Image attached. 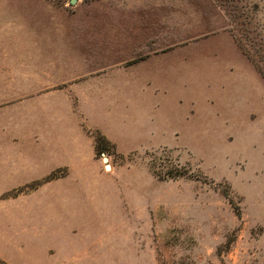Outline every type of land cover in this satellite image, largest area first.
<instances>
[{"label": "rangeland", "instance_id": "rangeland-1", "mask_svg": "<svg viewBox=\"0 0 264 264\" xmlns=\"http://www.w3.org/2000/svg\"><path fill=\"white\" fill-rule=\"evenodd\" d=\"M11 51H70L71 73L56 55L54 95L68 100L0 105L2 126L28 128L0 135V264H264V78L251 61L264 65V0H0V64ZM149 51H175L164 64L188 78L178 136L109 144L80 201L33 196L69 169L28 182L37 121L9 118L78 112L90 67Z\"/></svg>", "mask_w": 264, "mask_h": 264}, {"label": "crops", "instance_id": "crops-1", "mask_svg": "<svg viewBox=\"0 0 264 264\" xmlns=\"http://www.w3.org/2000/svg\"><path fill=\"white\" fill-rule=\"evenodd\" d=\"M11 52L14 62L0 64V105L21 104L25 102L24 97H32L30 100L34 104H55L62 98L68 100L66 93L55 96L53 89L56 86V55L68 57L59 61L66 62L67 71L71 73L70 51ZM174 52H143L141 56H132L127 63L120 62L123 58L117 55L111 59L114 64L105 68L96 63L89 69L95 73L83 74L75 80L78 82V112L38 110L30 115L20 113L9 118L37 121L30 128L31 165L23 173L28 182L43 179L59 169H69L66 176L48 182L33 196H41L47 201L67 200L69 203L72 197L80 201V186L92 182L94 177L90 173L99 166L95 139L86 129L99 130L120 152L150 149L155 146L152 137L178 136L181 109L177 108L176 102L178 98L182 99L183 92L176 89L188 78L183 77L181 61H175L174 65L164 64L174 57ZM99 62L101 64V60ZM5 109L0 106V135L26 134L28 128L22 125L18 128L2 126L6 120ZM4 170L0 168V176L5 177ZM71 184L77 186L72 188ZM57 209L63 216L70 214L67 205Z\"/></svg>", "mask_w": 264, "mask_h": 264}, {"label": "trees", "instance_id": "trees-1", "mask_svg": "<svg viewBox=\"0 0 264 264\" xmlns=\"http://www.w3.org/2000/svg\"><path fill=\"white\" fill-rule=\"evenodd\" d=\"M244 54L247 56L246 53H244ZM249 59H251V58H249ZM251 61L255 65V67L259 71V73L264 78V65L257 63L254 59H251ZM94 138H95V142H96V153H100L101 151H105L107 149V146L109 144H111V142L99 131L96 133Z\"/></svg>", "mask_w": 264, "mask_h": 264}, {"label": "water", "instance_id": "water-1", "mask_svg": "<svg viewBox=\"0 0 264 264\" xmlns=\"http://www.w3.org/2000/svg\"><path fill=\"white\" fill-rule=\"evenodd\" d=\"M77 2V0H73V3L75 4Z\"/></svg>", "mask_w": 264, "mask_h": 264}]
</instances>
